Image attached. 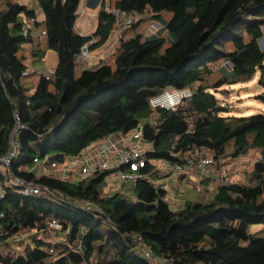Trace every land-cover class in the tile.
Segmentation results:
<instances>
[{"label": "trees", "instance_id": "obj_1", "mask_svg": "<svg viewBox=\"0 0 264 264\" xmlns=\"http://www.w3.org/2000/svg\"><path fill=\"white\" fill-rule=\"evenodd\" d=\"M33 1L0 0V158L16 120L21 125L17 155L6 170L0 164V264H151L137 254L135 234L162 264H264V113L225 115L216 95L258 73L255 97L264 104V0H100L88 34L75 28L80 0ZM114 8L135 20L102 64L82 67L81 46L93 50L116 30ZM25 17L40 29L39 41L22 34ZM151 21L165 33L146 34ZM48 49L57 54L55 68L23 74L26 60ZM186 87L191 95L176 110L151 107L152 96ZM137 128L150 148L140 169L147 179L110 191L111 170L75 181L31 170L34 158L60 164ZM194 148L215 161L251 149L260 155L246 182L195 187L200 196L172 208L166 189L149 180L158 174L153 162H191ZM13 176L43 191L22 194L6 183ZM53 220L59 228L49 226Z\"/></svg>", "mask_w": 264, "mask_h": 264}, {"label": "built area", "instance_id": "obj_2", "mask_svg": "<svg viewBox=\"0 0 264 264\" xmlns=\"http://www.w3.org/2000/svg\"><path fill=\"white\" fill-rule=\"evenodd\" d=\"M112 13L115 16L116 20V32L117 35L131 25L135 20L136 14L131 11H126L118 8L112 9ZM34 19L25 17L22 23V34L27 38L31 34V29L33 26ZM90 49L88 44H83L80 48L79 61L85 62L88 57H90ZM28 73L24 71L23 74ZM191 95L190 88H181V89H165L160 93L152 96L149 99L150 105L152 108H165L176 110L178 105L188 96ZM14 116L18 117L17 113L14 112ZM152 122H156L152 120ZM21 127L18 120H16L12 132L9 136V145L6 153L0 158L1 162L4 164L5 170L7 166L11 163L12 159L17 155L19 149V138L18 132ZM117 142H122L123 146L116 151L113 156V160H109L101 153L94 154L93 159L87 156L79 159L80 172L82 175L86 176L92 173L94 170H111V176L114 180L125 183L135 181L137 178L147 179L148 176L140 171L141 167L145 163V153L150 149L142 137V131L140 128L135 129L134 131H129L126 133H119L118 138L111 142V146ZM192 155L195 157V164L198 171L201 173L202 177L206 175V167L213 163V159L210 156H207L203 153V150L194 148ZM35 169L34 172L42 173L43 171V162L34 158ZM52 168L56 167L55 162H50ZM173 166V171L178 177L185 175L186 168L182 163H176ZM150 180V179H149ZM151 181V180H150ZM6 183L12 184L15 186L16 190L25 195L39 194L43 191L42 187L39 185L24 180L18 176H13L12 178L7 177ZM151 184L153 182L151 181ZM167 184L163 183L162 188H166ZM2 193H0V197ZM86 208H92L90 203L84 204ZM3 217V213L0 211V220ZM49 226L52 228H59L60 224L56 221H51ZM23 237H16L17 240H20ZM132 239L136 242V252L140 256L147 259L151 264H162L163 259L153 252V250L144 242L140 234H135L132 236Z\"/></svg>", "mask_w": 264, "mask_h": 264}, {"label": "crops", "instance_id": "obj_3", "mask_svg": "<svg viewBox=\"0 0 264 264\" xmlns=\"http://www.w3.org/2000/svg\"><path fill=\"white\" fill-rule=\"evenodd\" d=\"M22 2L34 6V1L33 0H21ZM100 0H80L78 11H77V17L75 21V28L80 34H88L90 33L96 23V15L98 11ZM43 19V13L40 8H36V20L41 21ZM151 28V31H149L148 34H163L165 31L163 30L162 24L158 21H151L146 25V33L147 30ZM163 31V32H162ZM31 36L34 41H39L41 37V32L40 29L33 24L32 29H31ZM120 35H117V32L113 29L106 41L99 47L90 50V57L89 60L92 65H94L96 62L101 61L102 62L107 59V57L114 51L115 46L114 43L116 40H118ZM30 48V44H28ZM47 55H50L52 60L54 61L52 70L55 68L57 64V54L54 50L48 49L44 52V57ZM28 60V59H27ZM30 60V58H29ZM96 60V62H93ZM31 61V60H30ZM32 62V61H31ZM93 62V63H92ZM80 65L82 67L86 68V62H81ZM45 66H42L41 68H37L36 70L38 72H43L46 73L45 71ZM27 71H32L27 67ZM119 133H115L107 138L98 140L93 142L91 145L87 147L81 154L78 156L66 159L63 163L57 164L56 167L51 166V164L48 161H43V171L42 173H36L38 174H46V175H51L54 177H58L61 179L65 180H70V181H75L78 180L79 178L83 177L84 175L81 174L80 172V166L81 163H79V159L83 158L84 156H87L89 158H92L93 155L101 153L102 156L104 155L107 157L109 160H113V156L116 153L118 149H120L123 146L122 142H117L113 146H111V142L116 140L118 138ZM149 145L147 144V147ZM84 155V156H83ZM93 159V158H92ZM153 164L156 165V170L158 171L156 177H153V179H150L154 186L157 187H162L163 183L167 184L166 189V200L168 204L172 208H179L184 201L187 200L188 193H192L191 191L195 189V187H203V190L206 188L214 190L215 186L219 184L218 180L216 179V176L213 180H209L208 178H204V183L200 185L202 182V175L198 171L196 164L194 163H185L184 166L186 168L185 176L178 177L175 172L173 171V166L164 163L161 160L154 161ZM3 166V165H2ZM35 169V164L31 168L32 171ZM209 169H206V177H212L214 176L212 172H210ZM209 173V174H208ZM212 175V176H211ZM206 179V180H205ZM212 179V178H211ZM112 181V182H110ZM107 183L108 186L106 187V190H116L120 187L121 184L116 180H114L111 176L107 178ZM0 193H2V188L0 187Z\"/></svg>", "mask_w": 264, "mask_h": 264}, {"label": "rangeland", "instance_id": "obj_4", "mask_svg": "<svg viewBox=\"0 0 264 264\" xmlns=\"http://www.w3.org/2000/svg\"><path fill=\"white\" fill-rule=\"evenodd\" d=\"M149 31H151V28L147 30V33L145 30V33L148 34ZM259 44L260 47L264 49V35L259 39ZM88 60L89 57L85 61L86 68L95 67L96 65H100L104 62V61L102 62V60L98 62L94 60L93 62L96 63L92 65L90 62L91 60L90 61ZM53 63L54 61L52 60L50 55H47L46 57L40 58L39 60H35L33 62H31L29 59L26 60V64L30 70H36L37 68H41L42 66H45L46 73L52 70ZM220 65L222 64L219 63L216 65V67ZM258 79H259V74L256 73L250 80L231 83L228 85H223L221 87L223 88L222 92L219 91L216 93V95L219 98L220 104L225 107L226 110L224 113L225 115L246 116L253 113H260V112L264 113V104L261 103L259 100H257L255 97L256 94H258L262 90V87L259 85ZM203 153L207 156H211L210 153L206 150H203ZM259 155H260L259 151L251 149L245 155H239L238 157H226L221 159L220 161H215L213 159V163L209 164L206 167V169H209V171L212 172L214 176L211 175L212 177H206V178H208L209 180H213L216 176L215 180H218V182L244 183L246 182L247 173L252 169L253 163L259 157ZM189 163L195 164L194 155H193V161ZM204 185L202 188H204ZM107 186L108 183H106V187ZM191 192L192 193H188L189 197L193 198L195 196L196 197L200 196L199 192L196 189L192 190ZM202 196L203 198L206 199L207 197L210 196V191H209V196L207 194ZM256 228L257 226L253 225L252 230ZM28 234L29 233L25 232L24 234L15 236L14 240L19 241L16 239V237H23L21 239H24V237L26 238ZM13 248H15L14 250L16 251H20L21 246L15 244Z\"/></svg>", "mask_w": 264, "mask_h": 264}, {"label": "water", "instance_id": "obj_5", "mask_svg": "<svg viewBox=\"0 0 264 264\" xmlns=\"http://www.w3.org/2000/svg\"><path fill=\"white\" fill-rule=\"evenodd\" d=\"M263 30H264V28H263ZM0 164L4 165V164L1 162V160H0Z\"/></svg>", "mask_w": 264, "mask_h": 264}]
</instances>
